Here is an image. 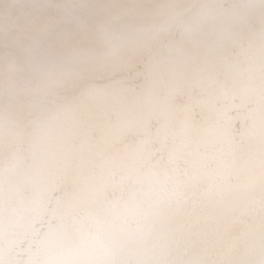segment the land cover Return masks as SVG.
<instances>
[{
  "label": "clouds",
  "instance_id": "clouds-1",
  "mask_svg": "<svg viewBox=\"0 0 264 264\" xmlns=\"http://www.w3.org/2000/svg\"><path fill=\"white\" fill-rule=\"evenodd\" d=\"M0 264H264V0H0Z\"/></svg>",
  "mask_w": 264,
  "mask_h": 264
}]
</instances>
